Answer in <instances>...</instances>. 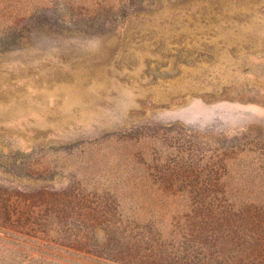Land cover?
I'll use <instances>...</instances> for the list:
<instances>
[{
	"label": "rangeland",
	"instance_id": "1",
	"mask_svg": "<svg viewBox=\"0 0 264 264\" xmlns=\"http://www.w3.org/2000/svg\"><path fill=\"white\" fill-rule=\"evenodd\" d=\"M173 225L264 264V0H0V264Z\"/></svg>",
	"mask_w": 264,
	"mask_h": 264
},
{
	"label": "trees",
	"instance_id": "2",
	"mask_svg": "<svg viewBox=\"0 0 264 264\" xmlns=\"http://www.w3.org/2000/svg\"><path fill=\"white\" fill-rule=\"evenodd\" d=\"M199 232V235H198ZM196 234L182 231L173 225L168 235L157 230L148 231L146 242L152 239V250L156 264H241L238 250L226 254L225 258L205 244L198 230ZM206 241V238L204 239ZM168 241V242H167ZM171 244H170V243ZM181 243V244H180ZM244 264V263H243Z\"/></svg>",
	"mask_w": 264,
	"mask_h": 264
}]
</instances>
